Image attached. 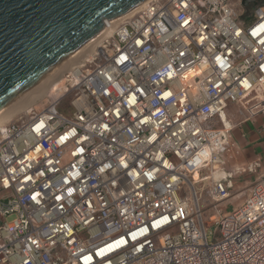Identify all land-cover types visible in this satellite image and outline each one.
<instances>
[{
  "label": "built area",
  "instance_id": "obj_1",
  "mask_svg": "<svg viewBox=\"0 0 264 264\" xmlns=\"http://www.w3.org/2000/svg\"><path fill=\"white\" fill-rule=\"evenodd\" d=\"M99 45L66 111L0 126V264H264V175L210 228L201 205L262 165L231 161L232 116L264 117V0H147Z\"/></svg>",
  "mask_w": 264,
  "mask_h": 264
},
{
  "label": "water",
  "instance_id": "obj_2",
  "mask_svg": "<svg viewBox=\"0 0 264 264\" xmlns=\"http://www.w3.org/2000/svg\"><path fill=\"white\" fill-rule=\"evenodd\" d=\"M143 1L0 0V108L36 86L106 21Z\"/></svg>",
  "mask_w": 264,
  "mask_h": 264
},
{
  "label": "rangeland",
  "instance_id": "obj_3",
  "mask_svg": "<svg viewBox=\"0 0 264 264\" xmlns=\"http://www.w3.org/2000/svg\"><path fill=\"white\" fill-rule=\"evenodd\" d=\"M99 39H100V37L98 39H96L97 40L96 42H99L98 41ZM91 44H92V45H90L91 50L88 51V53L86 51L89 50L90 46L87 47L88 49L85 48L82 51V52H84L86 50L85 53L81 52L82 54L85 55V57L84 56L81 57L82 59L79 58L80 63H85V62L88 63V61L91 60V58L94 56L95 49H96L98 43L94 42ZM74 58H77V59L73 60ZM67 60L68 61L64 60L61 64L63 65V63L66 61L65 64H66V68L68 70L64 69L65 67H62L63 68V69L61 68L62 70L61 69L59 70V67L56 68L55 70L51 71L47 76H45V78L42 79L36 86H34L29 91H27L26 94L22 95L24 98L27 96L25 98V101H29L31 103L28 102V104H26L28 106H26V108L25 107L22 108L19 112H17L15 115L10 117L7 120L8 122L17 118L19 115H26L28 108L29 109L34 108V109H39V110L45 108L47 105H49L55 99L60 97L62 94H66V95H64V97L62 99V101L60 103V107L62 110H65V111L68 109L69 101L72 98V91H70V92H67V91L70 89L72 84L68 81L66 82V86H64V87L62 84L65 82V78H66L65 74L69 73L72 69V68L69 69V67L76 66L77 64L79 65L80 63H76V61L78 60V55L73 56L72 59H67ZM70 60L74 61L75 64H73L74 62H72V61L70 62ZM53 81L56 82V84L53 85V83H54ZM46 86H48V87H46ZM41 88L45 89V90L40 93L39 90H41ZM47 88H48V90L46 91ZM60 88H62V89H60ZM22 96L20 99L23 98ZM247 116H248L247 113H245V112L241 113V112L237 111V112H235V115L232 117H233V120H236L239 123L240 121L245 120L247 118ZM263 166L264 165H261V167H259L256 171L237 173L233 178V187L231 188L232 194L229 198H227L223 201L215 202L205 192L203 193L202 198H201V205L203 207V216H204V219L207 223L208 228H210L209 225L213 224V221H211L210 217L215 214L214 213V210H215L214 207L218 205V207L220 209H222L223 212H225L227 214L232 213L234 210H236L240 206L241 202L247 196V193H248L249 189L251 188L252 184L259 177L264 175ZM210 230H212V229H210Z\"/></svg>",
  "mask_w": 264,
  "mask_h": 264
},
{
  "label": "bare ground",
  "instance_id": "obj_4",
  "mask_svg": "<svg viewBox=\"0 0 264 264\" xmlns=\"http://www.w3.org/2000/svg\"><path fill=\"white\" fill-rule=\"evenodd\" d=\"M147 0H145V1H143V2H141L139 5H137V6H135L134 8H132L131 10H129V11H127V12H125V13H123L122 15H120V16H118V17H115V18H113L112 19V22L111 21H107L106 22V24H105V27H103L101 30H100V32L98 33V34H96L95 36H92V37H90V38H88V39H86L85 40V42H83L78 48H77V50L76 51H74L73 52V54H71V55H69V57L67 58V59H72L73 58V56H76V55H78V60H79V58H81V57H85V55L84 54H82V53H85V51L84 52H82L85 48L86 49H88L87 47H89L90 45H92L91 43H98V44H100L99 46H101L102 45V42H103V40H105V39H107L108 37H110L111 35H112V33H113V31H114V27H115V25L117 24V23H119V22H121L124 18H126V17H129V16H132L133 14H135L140 8H141V6L146 2ZM100 37V39L98 40L99 42H96L97 40L96 39H98ZM95 45V44H94ZM96 46V45H95ZM91 46L89 47V50H87L86 52L88 53V51H90L91 49ZM95 48V47H94ZM82 52V53H81ZM66 59V61H68ZM75 59H77V58H74L73 60H75ZM82 59V58H81ZM84 59V58H83ZM76 61V63H80V60L79 61ZM85 60V59H84ZM66 61L63 63V65L62 64H60L59 66H57L56 68H58L59 67V70L62 68V67H65L64 69H67L66 68ZM72 60H70V62H71ZM69 62V63H70ZM72 62H74V61H72ZM68 63V62H67ZM73 64H75V62L73 63ZM82 63H80L79 65H81ZM69 65V64H68ZM72 65V64H71ZM76 66H78V64L76 65ZM76 66H71V67H69V69L70 68H72L71 69V71L73 70V68L74 67H76ZM55 68V69H56ZM54 69V70H55ZM63 69V68H62ZM61 69V70H62ZM68 70V69H67ZM71 74V73H70ZM69 73H66L65 74V76H66V78H65V82L62 84L63 85V87L64 86H66V82L68 81V76L70 75ZM60 80V79H59ZM54 82V81H53ZM52 83V82H51ZM54 84H56V82H54L53 83V85ZM51 85V84H50ZM52 86V85H51ZM46 87H48V86H46ZM32 89V88H31ZM60 89H62V88H60ZM45 89H42L41 88V90H39L40 91V93L42 92V91H44ZM48 90V88L46 89V91ZM26 94V93H25ZM23 97V96H22ZM27 97V96H26ZM25 97V98H26ZM21 98V97H20ZM20 98H18L17 99V101H14V102H11L10 104H8V105H6V106H4V107H2V108H0V126H2V125H4V124H6L8 121V119L10 118V117H12L13 115H15L17 112H19L22 108H26V106H28V105H26V104H28V102L29 101H25V98L23 97L22 99H20ZM32 101V100H31ZM29 103H31V102H29ZM34 104V103H33ZM31 105V104H30ZM32 109L30 108H28L27 109V112H30ZM39 110V109H38ZM228 119L226 118L225 119V121H226V123L228 122L227 121Z\"/></svg>",
  "mask_w": 264,
  "mask_h": 264
},
{
  "label": "crops",
  "instance_id": "obj_5",
  "mask_svg": "<svg viewBox=\"0 0 264 264\" xmlns=\"http://www.w3.org/2000/svg\"><path fill=\"white\" fill-rule=\"evenodd\" d=\"M234 138L241 153L232 163L242 164L260 158L264 165V117L257 115L237 122ZM264 168V166H263Z\"/></svg>",
  "mask_w": 264,
  "mask_h": 264
}]
</instances>
